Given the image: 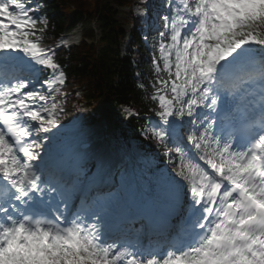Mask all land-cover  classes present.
I'll use <instances>...</instances> for the list:
<instances>
[{
    "label": "snow or ice",
    "instance_id": "1",
    "mask_svg": "<svg viewBox=\"0 0 264 264\" xmlns=\"http://www.w3.org/2000/svg\"><path fill=\"white\" fill-rule=\"evenodd\" d=\"M161 7L143 35L156 119L142 134L170 170L86 204L83 140L63 123L67 41L44 45L46 0H0V264H264V0Z\"/></svg>",
    "mask_w": 264,
    "mask_h": 264
},
{
    "label": "trees",
    "instance_id": "2",
    "mask_svg": "<svg viewBox=\"0 0 264 264\" xmlns=\"http://www.w3.org/2000/svg\"><path fill=\"white\" fill-rule=\"evenodd\" d=\"M61 1V0H57ZM64 3L58 5L52 0H46V10L50 23L49 31L55 34L66 23L77 17L80 10L87 9L93 14L103 16L101 0H63ZM79 8L76 12L70 13L69 7ZM144 18L137 19L138 24L144 23ZM162 26V21L160 22ZM105 37L101 41L102 49L98 51V46L92 50L79 48L72 51L69 69L73 72L74 78L78 82H87L88 90L92 93L102 92L104 98L111 104L132 102L140 110L150 111L155 104H148L152 88L149 84L154 79L151 69V50L142 43L141 34L134 32L132 40L127 47L126 55L121 54L119 49V38L123 36V31L116 26L112 20L107 22ZM152 38L156 35L152 28ZM134 42L136 48L132 47ZM136 72L140 73V80L136 77ZM144 84L141 89L138 85ZM147 94V95H146ZM71 101L68 102L66 115L72 114Z\"/></svg>",
    "mask_w": 264,
    "mask_h": 264
},
{
    "label": "rangeland",
    "instance_id": "3",
    "mask_svg": "<svg viewBox=\"0 0 264 264\" xmlns=\"http://www.w3.org/2000/svg\"><path fill=\"white\" fill-rule=\"evenodd\" d=\"M143 9V6L141 4V2H137L134 6H133V10L135 11V13L137 14V9ZM127 10V8H125V11ZM119 17L121 19V21L124 19L125 15L123 13L119 14ZM179 164V163H178Z\"/></svg>",
    "mask_w": 264,
    "mask_h": 264
}]
</instances>
